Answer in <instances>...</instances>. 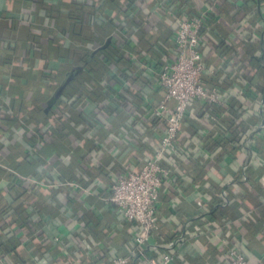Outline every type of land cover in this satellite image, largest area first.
I'll use <instances>...</instances> for the list:
<instances>
[{
    "label": "crops",
    "instance_id": "0c3cea01",
    "mask_svg": "<svg viewBox=\"0 0 264 264\" xmlns=\"http://www.w3.org/2000/svg\"><path fill=\"white\" fill-rule=\"evenodd\" d=\"M38 1L84 14L69 23ZM191 10L205 14L202 83L224 106L189 103L163 156L171 176L146 257L228 264L237 248L264 264V0H0V264L137 258L139 227L117 213L109 185L139 171L165 134L153 113L165 98L157 72ZM84 53L108 69L61 88ZM57 106L84 119L64 116L61 129Z\"/></svg>",
    "mask_w": 264,
    "mask_h": 264
},
{
    "label": "built area",
    "instance_id": "2783aa9c",
    "mask_svg": "<svg viewBox=\"0 0 264 264\" xmlns=\"http://www.w3.org/2000/svg\"><path fill=\"white\" fill-rule=\"evenodd\" d=\"M204 17L203 12L191 10L185 19L179 20L173 40L175 58L161 66L157 72V80L165 91V98L153 109V113L164 122L165 134L154 155L144 161L139 171L120 174L109 185L108 199L117 213L139 227L134 236V252L137 253V258L119 257L111 264H134L138 260L143 264H171L174 260L173 253L161 254L160 262L148 260L146 257V249L150 247L149 239L159 229V190L171 176L170 170L163 164V156L175 147L181 123L186 118L187 107L191 101L218 108L224 106L217 87L213 85L206 89L202 83V76L206 71L201 51ZM204 115L212 120L217 119L208 111ZM244 146L252 148L253 141L250 137H246ZM187 227L188 223H185L183 229ZM167 248L173 249L174 243L169 242ZM228 264H247L245 254L240 249H231Z\"/></svg>",
    "mask_w": 264,
    "mask_h": 264
},
{
    "label": "trees",
    "instance_id": "16d2710c",
    "mask_svg": "<svg viewBox=\"0 0 264 264\" xmlns=\"http://www.w3.org/2000/svg\"><path fill=\"white\" fill-rule=\"evenodd\" d=\"M30 3H31V1H29L28 4H30ZM34 4L38 7H40L41 9L50 10V11L53 10V11L58 12L59 18L62 20H65L66 22H69V23L71 21L74 22L75 19H79V18L81 19L83 17V14H84L81 9H78L73 4L66 5V6H57L55 4H50V3H46V2H40V1L35 2ZM63 10H65V11H63ZM155 33L153 32V34H155ZM144 36L149 37L148 33H146ZM150 37H151V35H150ZM75 64H76V69L71 73V75L66 76L64 78V82H63L61 88L67 86L68 84H72L76 89H80L84 85L85 81L88 79L90 71L97 73V72H104L106 69H108L107 66L90 63L89 60H87L85 53L82 55L81 59H79V61ZM64 68L66 69L67 66L65 65L63 67V71H64ZM91 96L93 98L100 99V91H97V90L92 91ZM54 112L56 114H59V117H57V120H58V123L60 124L59 128H61V129H62V127L65 128V126L66 127L68 126L67 125L68 123H66V122L63 125L62 118L64 116H65V118H67V116H68L72 121L74 120V121L82 122V120L84 119L83 116L81 115V113L80 114L77 113V111L73 107H63L62 108L61 106H57L55 108ZM66 140H67V136H65V134H64L63 137L61 138V141L64 142ZM156 147L154 148V151H153L154 153H155ZM144 161H142L141 167L143 166ZM185 223H188V220L183 219L182 226ZM245 257H246V255H245ZM246 259H247V257H246Z\"/></svg>",
    "mask_w": 264,
    "mask_h": 264
}]
</instances>
